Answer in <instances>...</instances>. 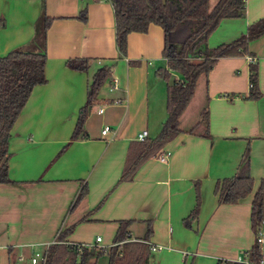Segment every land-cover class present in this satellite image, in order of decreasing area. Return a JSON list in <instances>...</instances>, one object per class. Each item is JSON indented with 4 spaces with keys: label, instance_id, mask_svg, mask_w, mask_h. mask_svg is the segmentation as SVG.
Instances as JSON below:
<instances>
[{
    "label": "crops",
    "instance_id": "crops-1",
    "mask_svg": "<svg viewBox=\"0 0 264 264\" xmlns=\"http://www.w3.org/2000/svg\"><path fill=\"white\" fill-rule=\"evenodd\" d=\"M245 4L244 17L222 20L201 49L235 40L264 17V0ZM83 10L84 21L79 18ZM45 19L51 20L46 31ZM162 49L161 28L150 25L145 33L128 35L126 55L120 57L109 0H0V58L12 51L46 54V83L33 89L10 130L8 177L13 183H0V264H25L26 254L38 247L47 250L71 227L63 243L93 244L96 237L103 243L105 237L109 247L121 220L132 221L131 241L142 240L151 229L148 243L162 249L151 251L149 264L242 261L255 241L251 203L264 179V35L248 43L252 57L215 62L194 117L185 114L188 105L180 132L131 181L120 183L137 134L146 130L154 138L167 118L166 92L162 99L155 76L164 65ZM74 58L89 59L88 71L67 68L66 61ZM250 63L257 65V100L247 99ZM105 65L112 74L88 109L86 138L59 154L94 73ZM206 105L208 128L201 121ZM104 127L109 131L101 135ZM247 145L252 192L236 204H218L215 184L235 174ZM85 186L87 194L72 207ZM196 187L200 206L189 229L183 219L195 206ZM261 251L264 262V239Z\"/></svg>",
    "mask_w": 264,
    "mask_h": 264
},
{
    "label": "trees",
    "instance_id": "trees-1",
    "mask_svg": "<svg viewBox=\"0 0 264 264\" xmlns=\"http://www.w3.org/2000/svg\"><path fill=\"white\" fill-rule=\"evenodd\" d=\"M113 6L115 22V43L120 57L126 55L127 37L131 33H145L150 25L161 28L163 33L162 58L164 65L155 71V76L165 84L167 118L159 133L154 138L137 142L129 151L118 182L131 181L149 158L156 155L180 131L179 120L191 102L196 86L200 80L207 85V76L220 58L252 57L248 51V43L264 35V17L249 25L244 34L235 40L214 48L205 45L207 38L224 19L242 18L245 15L246 0H217L209 8V0H109ZM79 18L84 21L85 10ZM51 23L44 20V31ZM46 54L9 52L0 58V183L12 184L8 177V142L10 130L24 108L30 94L36 86L46 83ZM91 61L87 58L68 59L66 67L87 72ZM111 66H103L96 70L87 89L86 102L79 110L75 128L69 142L62 148L61 154L68 145L86 138L84 123L88 109L95 105L98 94L104 83L109 80ZM250 90L249 100H257L261 96L258 87L257 65L249 64ZM175 76H178L176 78ZM207 105L201 112V121L208 128ZM197 123L193 129L198 126ZM192 129V130H193ZM189 131V133L192 132ZM208 136V131L205 133ZM58 154V155H59ZM253 188L250 175V150L247 145L236 172L232 177L218 180L214 194L218 204H236L244 200ZM87 194V187L78 193L72 205L78 204ZM264 179L253 196L250 210L251 229L255 241L251 248L243 253L242 261L230 262L218 260L217 264H259L262 261L261 246L256 235L263 222ZM200 206L199 188H195V206L183 219V225L191 229L196 221ZM131 220L117 222L112 245L104 249L92 247L78 251L65 243L53 244L46 250L45 264H97L106 257V264H149L152 246L148 243L151 229L148 228L142 240L131 241L129 227ZM72 231V227L60 233L57 241L64 242Z\"/></svg>",
    "mask_w": 264,
    "mask_h": 264
},
{
    "label": "built area",
    "instance_id": "built-area-1",
    "mask_svg": "<svg viewBox=\"0 0 264 264\" xmlns=\"http://www.w3.org/2000/svg\"><path fill=\"white\" fill-rule=\"evenodd\" d=\"M252 60V59H251ZM250 86V85H249ZM117 103H119L120 101H116ZM102 110H100L101 112ZM109 131V127H104L101 131V135H105L107 132ZM148 138V132L146 130H142L140 131L137 136L136 139L139 142H143L144 140H146ZM169 156V154H164L161 158L160 161L164 162L166 160V158ZM263 239H264V234L262 233L261 229H259V231L257 232L256 235V241L257 243H259V245L261 246L263 244ZM63 242H54L53 244H60ZM101 243V238L100 237H96L95 242L93 244H78V243H65L68 246L71 247H75L78 251H81L85 248L90 249L92 247H98V248H102L104 249V247H101L99 244ZM162 249V247H152L151 251L155 252V251H160ZM36 258H39L40 264H45L46 263V250L42 253V254H38L36 253L34 255V257L31 258V263L32 264H37V260ZM21 260V258H20ZM259 264H264L263 260L259 263Z\"/></svg>",
    "mask_w": 264,
    "mask_h": 264
},
{
    "label": "rangeland",
    "instance_id": "rangeland-1",
    "mask_svg": "<svg viewBox=\"0 0 264 264\" xmlns=\"http://www.w3.org/2000/svg\"><path fill=\"white\" fill-rule=\"evenodd\" d=\"M215 0H209V8H211L212 6H214V3ZM161 87H160V91L162 93V99H165V85H164V82L163 81H159ZM204 80L202 79V81L196 86V89H195V92H194V96H193V100L192 102L189 104V107L187 108V112L185 113L187 115V117H194V114L197 110V107L202 103V100L201 99V94L203 93V84H204ZM197 117V115H196ZM261 231L262 233L264 234V229H262V226H261ZM95 237V235H93V238ZM91 238V233L87 234L86 236V239L89 240ZM103 243L99 244L101 247H104L106 248V241L107 239L104 237L103 239ZM109 245V244H108ZM44 247H38L36 248L34 251H32L31 254H26V256L23 258V263L25 264H30V260L32 257H34V255L36 253L38 254H42L44 252ZM37 260V264H40V261H39V258H36ZM107 262V259L106 257H102L101 259H99L97 261V264H106Z\"/></svg>",
    "mask_w": 264,
    "mask_h": 264
}]
</instances>
